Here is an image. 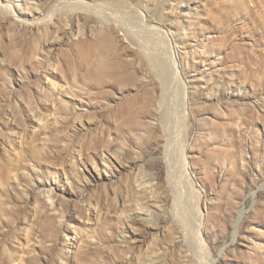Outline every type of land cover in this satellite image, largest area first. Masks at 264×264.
Returning <instances> with one entry per match:
<instances>
[{
  "label": "rangeland",
  "instance_id": "1",
  "mask_svg": "<svg viewBox=\"0 0 264 264\" xmlns=\"http://www.w3.org/2000/svg\"><path fill=\"white\" fill-rule=\"evenodd\" d=\"M0 1V264H264V0Z\"/></svg>",
  "mask_w": 264,
  "mask_h": 264
},
{
  "label": "bare ground",
  "instance_id": "2",
  "mask_svg": "<svg viewBox=\"0 0 264 264\" xmlns=\"http://www.w3.org/2000/svg\"><path fill=\"white\" fill-rule=\"evenodd\" d=\"M61 4L62 5H61V7L59 6L60 8L58 10H55L52 14H49V15H46V16L42 17L41 20H39L37 18L38 19L37 21L38 22H43V23H50L51 21H53V19L56 16L58 11L75 12V11H80L81 9H83V10L84 9L93 10V12H96L97 15H99V17L103 21L104 20H108V23L111 20V19L107 18V16L102 12V10H100L98 7H96V2L94 0H64V1L61 2ZM0 10H2L4 12L13 13L12 12L13 11V7L10 4H4L1 1H0ZM25 17L29 18L28 20H26V23H30V22L36 23V20H34L35 18H33V17L31 18L28 15H25ZM25 17H21V19H26ZM142 17H141L142 18L141 19L142 25L145 26V28H147L148 30L155 31L156 29H162L161 27L155 25L152 17H150L148 15H143ZM116 23H117V28L122 31L124 37L126 39H128V41L130 43H132L133 45L137 46L138 49L143 50V52L150 58V60L154 63V65H157L159 63L158 59H160V56H157V54L154 53L152 51V49H150V47H148L149 46L148 44H144L143 41H141L140 39L139 40L137 39L138 35L137 36L135 35L136 34L135 33L136 30H132L133 32L135 31L134 32L135 34H133L132 31L130 30L131 32H129L127 30L126 26H124L123 24H120L118 22H116ZM164 35H165V38H167L168 34H166V32H165ZM169 47H170V45L166 44L164 46V49L162 48V51H163L162 53H164V54L167 53L168 52L167 48H169ZM171 47H173V46H171ZM173 48H172V51H171V49L169 50L170 56H167V58H169L172 61V68H171L170 72L173 73L175 78L178 77V80L182 83L183 89L185 90L184 103L182 105V108H181V111H180V117H179V120L181 121L182 125H184V123H186V119H187V115H188V104H189V95H188V93H189V90H188L187 84H185L184 80L182 79V73H180L181 70H180V63H179V60H178V57H177V52L175 51L176 49L174 48L175 50H173ZM166 72H167L166 69H163L162 81H163V87H164V94L168 95L170 93V91H171L172 84H170L169 77H168ZM52 87L54 89H56L55 88L56 85L54 83H52ZM170 142L171 141L168 140L167 144H169ZM182 157H183V163H186L188 161V151H187V145L185 143L183 144ZM171 173H172V171H171ZM173 173H174V170H173ZM197 202H198V206H197L196 215H197V219H198V225L200 227V229L198 231L199 232V237L201 238L202 237L203 213H202V206H201L200 201L198 200ZM156 230H157V228L154 227L151 231L155 232ZM211 263L214 264L215 262L213 261Z\"/></svg>",
  "mask_w": 264,
  "mask_h": 264
}]
</instances>
